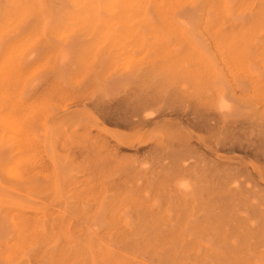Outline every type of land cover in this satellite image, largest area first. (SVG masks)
I'll use <instances>...</instances> for the list:
<instances>
[{
	"label": "rangeland",
	"instance_id": "rangeland-1",
	"mask_svg": "<svg viewBox=\"0 0 264 264\" xmlns=\"http://www.w3.org/2000/svg\"><path fill=\"white\" fill-rule=\"evenodd\" d=\"M189 6L188 0H0V205L9 208L12 194L78 213L95 202L123 210L133 202L198 196L190 172L168 170L178 137L170 122L138 129L115 112L143 83L170 93L183 113L209 99L213 86L248 109L264 107V5L233 3L227 17L219 16L218 3L203 11ZM102 104H111L113 117ZM165 118L177 125L174 115ZM179 177L190 178V192L177 191ZM100 226L103 237L108 229Z\"/></svg>",
	"mask_w": 264,
	"mask_h": 264
},
{
	"label": "bare ground",
	"instance_id": "bare-ground-1",
	"mask_svg": "<svg viewBox=\"0 0 264 264\" xmlns=\"http://www.w3.org/2000/svg\"><path fill=\"white\" fill-rule=\"evenodd\" d=\"M241 1L188 3L201 11L218 3L224 9L219 16L227 17V7ZM257 1L264 5V0ZM219 89L213 86L209 99L191 104L184 113L170 102V93L144 83L131 88L130 103L127 98L122 105L114 103L126 125L140 129L170 122L178 137L177 156L171 155L168 170L190 172L198 181V196L170 198L165 204L133 202L123 210L118 203L103 207L95 202L75 213L5 195L9 208L0 205L6 210V225L0 223V264H149L150 259L164 264H264V107L248 109L229 97L235 110L224 119L213 110ZM101 110L108 113L111 104H102ZM173 115L177 125L165 118ZM183 122L205 136L186 132L179 126ZM103 222L108 233L102 237L97 233H102ZM32 245L33 253L24 257Z\"/></svg>",
	"mask_w": 264,
	"mask_h": 264
},
{
	"label": "clouds",
	"instance_id": "clouds-1",
	"mask_svg": "<svg viewBox=\"0 0 264 264\" xmlns=\"http://www.w3.org/2000/svg\"><path fill=\"white\" fill-rule=\"evenodd\" d=\"M213 110L222 118L228 119L232 116L235 105L232 100L229 98L227 91L223 88H220L215 96ZM175 187L177 191L181 193H188L191 191V180L188 177H179L175 181Z\"/></svg>",
	"mask_w": 264,
	"mask_h": 264
}]
</instances>
